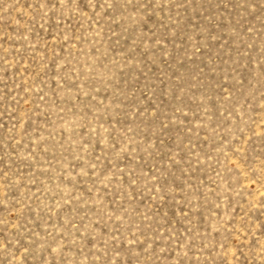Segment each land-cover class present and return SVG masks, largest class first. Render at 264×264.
<instances>
[{
	"label": "rangeland",
	"instance_id": "obj_1",
	"mask_svg": "<svg viewBox=\"0 0 264 264\" xmlns=\"http://www.w3.org/2000/svg\"><path fill=\"white\" fill-rule=\"evenodd\" d=\"M0 264H264V0H0Z\"/></svg>",
	"mask_w": 264,
	"mask_h": 264
}]
</instances>
